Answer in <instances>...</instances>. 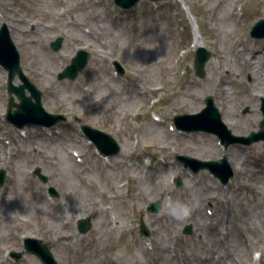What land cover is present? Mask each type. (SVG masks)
Wrapping results in <instances>:
<instances>
[{"label": "rangeland", "instance_id": "374dc122", "mask_svg": "<svg viewBox=\"0 0 264 264\" xmlns=\"http://www.w3.org/2000/svg\"><path fill=\"white\" fill-rule=\"evenodd\" d=\"M54 1V4H51L50 1L46 2L44 0H4V3L10 7L16 6L18 8L16 12L18 17L20 16L19 14H23L26 18H43L46 21H54L58 20V18H53L51 12L58 9L60 0ZM69 1L71 0H67L61 4L65 5ZM242 1L243 0H185L186 4L191 7L194 13L197 12L198 15H201L203 19L206 20L204 29L205 34L210 38L220 39V48L222 36H225V42H223V44L228 47L224 53L231 54L229 52V44L232 42L231 40L233 38V40H236L237 43H239L240 40H243L246 45L250 46L248 54H250V51H254L256 47L262 48V51L260 52L261 54L254 56L257 57L259 64L263 67L262 71L264 74V65L262 64V61L264 62V43L261 41L260 44L255 43L256 45H249L246 42L247 40L252 41L249 36L251 26L248 23L254 19L256 21L259 18H264V0L263 2L256 0L249 6L250 16L248 19L247 17L245 18V15L242 19L238 16V20L240 21L235 29V23L233 22V19L228 16L226 9L228 8L230 2L232 4H239ZM174 2L175 0L168 2L169 4L164 6V10L168 14L175 16L180 15V13L177 12L176 6L174 9L170 6V3L174 5ZM23 3L29 4V6H24ZM149 6L150 5L147 1L141 2L139 9L130 21L129 26H125L123 23L110 22L108 18L102 14L104 13L102 10H97L96 13L97 15L101 14L104 20L100 21V18L97 16L93 20L92 25L94 30L99 33V35L106 37L109 44L113 48L117 49V58L123 61V66L138 68L143 64V62L147 63L148 69L144 73L137 74V78L142 83L155 85L167 79L164 69L165 66L167 67L169 61L166 60L167 58L173 57L175 52L170 53L171 49L173 50L174 48L176 50L177 46H174V42H172L169 37L170 29L174 25L173 18L170 20L168 14H160L158 18L145 16L147 10L150 11ZM247 9L248 8L244 7V11ZM241 11L244 12L243 10ZM223 28L224 31L222 32L221 29ZM23 29H25V26ZM49 33L55 34L56 32L52 29ZM157 33H160L161 37H157ZM25 34V36H20V38L23 52L25 54L26 68L28 67L34 70L33 73L27 72V76L34 83H38L43 93L47 94L48 100L46 103L43 102L45 109L50 113L73 110L71 117H68L70 122L78 124L79 126L86 125L92 128L93 126H96L97 129L110 134L116 141L119 149L126 148L131 141L132 134L137 131L139 124L131 120L121 121L119 117L120 112L141 106V103H139L138 100L131 101L126 97L127 95L130 98H134V95L130 92V90L119 92V90L123 89L119 85L111 83V80H109L108 76L104 72L102 67L103 64L101 65L97 60L91 62L89 61L86 68L79 72L75 81H69L66 79L60 81L53 75L56 67L55 64L50 67V73H48L43 64L38 62L42 53H46L47 59L52 61L49 49L51 48V43L54 40H52L51 43L49 40L47 43L45 36L34 35L30 32H26ZM26 37H28V43ZM156 40L159 41L158 44H162L163 40L164 44L151 46V41ZM69 47L70 43H68V45L63 44L61 50H67ZM230 70H232V68H230ZM190 71L191 74L195 75L198 79H200V81H202L203 78H209V74L213 73L211 68L206 66L205 75L203 78H199L195 73L193 64L190 66ZM240 77L242 78V75ZM77 81H79L81 88L77 87ZM0 82L3 83L2 76H0ZM15 82L18 83V80L16 79ZM45 83L52 85V93L45 90ZM55 83H63L64 92L61 91V89H63L62 86L58 87ZM109 88L117 89L118 91L115 90L114 93L108 97L106 94ZM191 89L192 93L195 94L198 87ZM67 93H70L69 98L65 97ZM123 94H125V97L122 98ZM232 96V104L234 106L236 104L235 99L238 98L234 95L233 91ZM94 97H103L105 100L100 106L91 108L88 115L85 118H82L80 116L82 103L85 99ZM216 99L217 97L215 94V100ZM177 100L180 101V106H182V103L187 104L189 102H194L188 99L186 94L177 96L176 93H171L162 104L161 110L163 113L165 112L171 117L178 114L195 113L202 105L201 103L195 102L194 104L196 106L172 107ZM3 110L4 95L0 90V113H2ZM260 121H263L262 117L260 118ZM147 126L148 124L145 125L143 129H138L143 137L142 142H152L157 148L165 142V144H169L170 147H184L186 145L190 147V151L185 152L189 153L186 155L198 157L201 160H204L205 158L200 156V154L209 153L213 148H215L213 143L205 138V134L196 135L198 136V139L195 141L174 139L168 138L163 130L159 127L153 126L152 132L148 135H144V131ZM258 130L259 126L256 130H251V132H257ZM57 142L62 149L61 159L59 157L52 159L50 156V149L47 146L55 143L54 141L48 140L44 137L27 142L21 141L20 139L16 141V151L13 159L10 161L11 167L15 170V174L12 176L7 189L2 191L0 188V206L3 205V208H0V232H2L0 236V264H9L2 260V252L4 250L5 252H10L8 250L12 249H15L16 252L22 253L23 262L20 264H42L35 255L29 254L28 251L23 248V238H29L32 235H35V237L41 241V244L47 247L52 258L56 260L57 264H167V254H165V258H163L160 262L152 263L153 256L146 252L145 248L140 244L139 240L143 239L140 234V220H143L151 234L153 230L156 231L154 237L158 241V252L162 250V255L167 251V248L173 244V242L171 243V241H168L167 239L166 229L168 227H174L178 231L179 235H182L186 240L183 243L180 242V245L181 249L187 256H191L193 250H197L199 254H201L202 251H200L199 248L206 252V247L200 245L195 237V229H198L197 226H195V222H177L169 216L159 217L160 215H155L154 212L148 211L150 203L141 201L139 193L143 191L147 195L160 197V194L157 193L155 184L148 183L147 185H143L141 183L138 184V182L135 181L131 197H119V199H122L124 204H126V210L121 211V207H119L121 204H118V200L109 201L108 199H110V193L104 191L107 186H109L107 184V173H102L100 175L97 174V172H93L90 174L83 170V168H79L81 177L76 178L72 169H76L77 166L64 152L65 144L60 141ZM263 143L264 142L261 141L253 144V146H258ZM256 149H258V147H256ZM39 150L48 153L49 158L47 160L40 161L34 167L37 169L39 168L41 174L48 177V181L46 183L55 188L59 197L67 199L77 210L80 208L82 211L81 214H83L85 219L92 217L90 219V223H92L93 228L88 233H80L76 225V229L70 226L65 228L63 232L55 230V233L51 235V232H49L48 229L53 226L50 217V215H52V210H49L42 203L34 199L30 192L22 189L23 187L21 186V183L23 181H27L31 184H37L40 187L45 185V183H43L38 178V175L34 174V172L32 174L30 173L32 176H29L28 178H25L24 176L26 170L32 167L28 163V158L33 156L40 158L41 154L39 153ZM3 158L4 154L0 151V164ZM63 159L66 163H64ZM64 164L67 168H64ZM91 171L92 170L89 172ZM5 172L11 177L9 167L5 169ZM170 172V170H164L162 172L158 171V173L164 176V180L166 178L168 179ZM176 174H178L177 171H175L171 177ZM161 175L159 178L161 182H163L164 180L161 179ZM241 175L244 179H247L246 174L243 173ZM168 181H170V178ZM261 182H264V177H262L260 183ZM160 186L165 187L166 184L162 183ZM258 186L261 187V184H256L255 189H250L247 186V188L244 189L245 191L243 190L244 194L240 203L247 202L253 209V212L252 209L246 210L244 205L239 204L245 212V219L246 216H248L250 219L252 217L257 221L260 220L256 212L263 209V205L261 204L263 199H261V193L259 192ZM172 189L175 190V194L172 195L173 198L185 202L194 200L189 193H186V191H179L181 188L173 185ZM94 192L97 193L96 197H94V195H96ZM103 194L105 197H102ZM168 196L169 195H165V197L160 200L156 199L152 202L160 201L163 203ZM27 199H29L30 203H32L29 207L38 206V208H42L43 211H40L38 216L33 213L31 208H23L24 205H28L25 204ZM99 200H102L104 203H114V206L121 217L127 221L131 227H133L131 230V232H133V236L129 234L124 235L126 239L129 238L128 241L124 240L121 244L116 243L111 231L105 226L106 216L102 214L100 209H98ZM146 205L148 206L146 207ZM8 207L11 209V214L14 216L10 215ZM162 213L163 212L161 211V214ZM203 213L205 214V212ZM22 215L30 218L32 221L28 224H18L15 222V220L19 221L18 218ZM75 216L78 215L75 214ZM59 224L61 225V216L58 217L57 215V219L54 223L56 229L60 228ZM187 226L192 227L190 233H185V227ZM22 234L28 237H23ZM161 234H163V239L161 238ZM21 236L22 238L20 239ZM132 237L134 239L130 240ZM62 242L65 243V247ZM209 244L212 245L211 242ZM172 263L177 264L175 260L172 261Z\"/></svg>", "mask_w": 264, "mask_h": 264}, {"label": "bare ground", "instance_id": "6f19581e", "mask_svg": "<svg viewBox=\"0 0 264 264\" xmlns=\"http://www.w3.org/2000/svg\"><path fill=\"white\" fill-rule=\"evenodd\" d=\"M46 2H51V4H54V0H44ZM98 18H100V21L104 20L101 15L98 16ZM222 32L224 31V28L221 29ZM224 37L225 36H222V45L221 47L223 48V42H225L224 40ZM28 39V37H26V40ZM149 40V39H148ZM147 40V41H148ZM152 44L151 46H159V45H163L164 44V41L162 40V44H158L159 41H151ZM27 43H28V40H27ZM147 46V45H146ZM241 48H243V45H241ZM256 50L259 52V48H256ZM47 54L46 53H42V56L41 58L38 60V62H40L41 64H43L44 68L46 69L47 72H49V69L50 67L54 64L53 61H50L49 59H47ZM226 61L228 62L226 64V67H229V68H232V70H228V72L230 73V75L234 74L235 76L236 75H244V74H247L248 72H252L254 74V77H253V80L250 82L249 84V87L244 91V98H239V100L236 102V106L234 107L233 104H232V91H233V88H234V83L231 82L229 80V76H226V77H223V78H219V79H216V80H213L212 77L208 78V79H203V83H204V86L206 87V91H205V94H214L215 93V86L216 87H220V83L221 84V88H220V91H221V94L220 96L222 97V99L224 100V103L227 105V119L225 121L226 125L232 130V132L236 135H239V136H245L247 135V133H249L251 130H255L258 128V126H260V116L258 115L257 111H256V107H255V100L258 99V97L261 95V94H264V74H263V71H262V66L259 64L258 60H257V57L254 56V57H250L249 58V61H248V65L243 67V64H242V57L240 55H236V59L232 58V56H228L227 58H225ZM169 66L171 67V63L168 62ZM166 68L168 69V67L165 66V69ZM59 86H62L63 88V83H55ZM259 85H262V86H259ZM21 91V99H23V105H28L30 107H34V108H38V105H37V102H36V98L33 96V97H27L25 95V93L23 92V90H27L26 87H21L19 89ZM18 90V91H19ZM28 92H32V90H27ZM62 92H64V88L61 89ZM115 89H112V88H109L107 90V96L110 97L113 93H114ZM27 94V93H26ZM235 94V93H234ZM34 95V94H33ZM69 95L70 93H67L66 94V98H69ZM125 97V94L122 95V98ZM127 98H129L131 101H134L135 97H129L126 95ZM254 103V105H252L251 107H249L248 105ZM180 104V101L177 100L175 101V103L172 105V107H191L194 105V102H189L187 104H183L182 103V106L179 105ZM244 106H248L246 107V110L249 112V115L247 116H242L241 113H240V109ZM175 109V108H173ZM244 120V121H243ZM153 126H160L159 124L155 125H148L146 128H145V131H144V135H148L149 133L152 132V129H153ZM169 138V137H168ZM49 149H50V156L52 159H56V158H62V149L60 147L59 144L57 143H52V145H48L47 146ZM256 147H258V149H256ZM260 149V144L258 146H252L251 148H249V154H250V157L251 159L253 160V162L255 163V167H248V157L246 155H244V151L241 149V148H236L235 149V152H234V156L235 158L228 152H226L227 149L225 150H216V149H212V151L208 154V156H211L212 158L214 159H219L220 157L222 156H227L229 158V160L232 162L233 164V167L234 169L236 170L237 172V175H240V174H246L249 178H250V181L252 182H248V187L250 189H255L256 187V184L257 182H260L262 177H264V168L261 167V162L260 160L257 161V153ZM124 154H126V157H129L128 156V152L125 151ZM64 163L65 160L63 159ZM257 161V162H256ZM64 168H67L64 164ZM79 168L80 167H76V169H72L73 171V174L76 178H80L81 177V174L79 172ZM12 174H14V172H12ZM19 175V173H18ZM17 177V176H16ZM85 178V176H84ZM83 179V178H81ZM242 181L241 180H236V185L238 186L239 183H241ZM90 183H93V182H90ZM262 184H264V182H261ZM208 186L210 189L213 190V199L215 200L216 202V215L215 217L211 218L210 219L215 222V225H214V228H213V231L209 230L207 227L204 226V222H202V225L204 228L208 229L213 238L216 240L217 238H219L220 236L224 237L225 240L228 241V248L227 249H232L233 251H236L238 254H246V251H249V246H248V242L246 240V238H249L251 239L252 237L249 236V237H246L244 238V241H243V244L241 245V243L239 242L238 243V240H237V235L235 234H231V229L235 226V223H236V213H235V209L233 208V210L230 212V205H231V198H230V195H231V191L228 190L226 191L225 193V189H224V193H222L221 191L218 190V188L215 186V182L213 184H210L208 183ZM171 187L169 184H167V188L166 190L168 191L167 194L168 195H171L173 194L172 191L170 190ZM260 196H261V199H263L262 201V205H263V209H261L260 211L256 212L260 218L259 221H257L255 218H252L250 219V217L246 216V219L247 221H245L244 219L242 220V225L246 227V230L249 232V233H254L255 236L253 237L254 240L256 242H259V243H263L264 241V191L262 190L260 192ZM144 196V194H142ZM163 196V195H162ZM3 199V197H2ZM118 201V204H121L123 203L122 199H117ZM219 200H221V203L219 202ZM247 201V199H246ZM197 202H198V205H199V209H198V216H202V219H203V215H202V211H201V206L203 205V202H204V199L203 197H198L197 199ZM224 202V203H223ZM25 204H28V205H24L23 208H28V209H32L33 210V213L38 216V214H40V211L42 212V208H38L37 207H29V205H32V203H30L29 199H27L26 203ZM241 205H244L245 206V209L246 210H249V209H252V207L250 206L249 203L247 202H242L240 203ZM120 207V206H119ZM9 208V207H8ZM58 208V207H56ZM252 212H253V209H252ZM9 213L11 216H14L13 214H11V209L9 208ZM59 212L57 211H52L50 215L51 217V221H52V228H49L48 231L51 232V235L53 233H55V230H59L56 229L54 223L57 219V215L59 217V214H57ZM226 213H229V219L227 220L226 223H224L222 221V218H221V215H224ZM49 217V216H48ZM84 218V217H83ZM194 219V217L192 218ZM186 221V220H185ZM183 223H185L184 221H182ZM200 222V221H199ZM258 223V224H257ZM49 225V224H48ZM258 227V228H255V226ZM98 230V229H97ZM162 235V239L164 238L163 237V234ZM238 244V245H237ZM226 249V250H227ZM219 251H225V250H220ZM231 261V258H228V264H232L230 263ZM211 263H215V262H211ZM217 263V262H216ZM215 263V264H216ZM221 264H226L225 261H223V263Z\"/></svg>", "mask_w": 264, "mask_h": 264}, {"label": "clouds", "instance_id": "9594fccd", "mask_svg": "<svg viewBox=\"0 0 264 264\" xmlns=\"http://www.w3.org/2000/svg\"><path fill=\"white\" fill-rule=\"evenodd\" d=\"M145 163L150 162L145 161ZM161 211L173 220L182 222L191 216L193 204L168 196L161 205Z\"/></svg>", "mask_w": 264, "mask_h": 264}, {"label": "water", "instance_id": "95a60500", "mask_svg": "<svg viewBox=\"0 0 264 264\" xmlns=\"http://www.w3.org/2000/svg\"><path fill=\"white\" fill-rule=\"evenodd\" d=\"M263 22V21H262ZM262 22H260V23H262ZM256 36H264V31L261 33V34H259V31H257L256 30V34H255Z\"/></svg>", "mask_w": 264, "mask_h": 264}]
</instances>
